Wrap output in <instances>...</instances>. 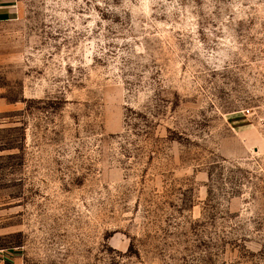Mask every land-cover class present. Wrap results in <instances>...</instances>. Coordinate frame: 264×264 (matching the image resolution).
I'll return each mask as SVG.
<instances>
[{
    "label": "rangeland",
    "instance_id": "rangeland-1",
    "mask_svg": "<svg viewBox=\"0 0 264 264\" xmlns=\"http://www.w3.org/2000/svg\"><path fill=\"white\" fill-rule=\"evenodd\" d=\"M0 248L264 264V0H17L0 20Z\"/></svg>",
    "mask_w": 264,
    "mask_h": 264
},
{
    "label": "crops",
    "instance_id": "crops-1",
    "mask_svg": "<svg viewBox=\"0 0 264 264\" xmlns=\"http://www.w3.org/2000/svg\"><path fill=\"white\" fill-rule=\"evenodd\" d=\"M17 0H0V20L13 16ZM0 264H25L24 256L8 248H0Z\"/></svg>",
    "mask_w": 264,
    "mask_h": 264
}]
</instances>
